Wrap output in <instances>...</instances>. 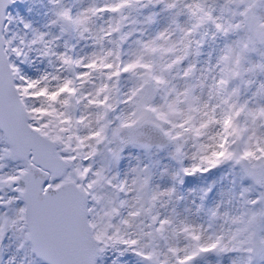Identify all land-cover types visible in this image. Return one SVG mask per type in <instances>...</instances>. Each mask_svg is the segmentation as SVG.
Listing matches in <instances>:
<instances>
[{
  "label": "snow or ice",
  "instance_id": "1",
  "mask_svg": "<svg viewBox=\"0 0 264 264\" xmlns=\"http://www.w3.org/2000/svg\"><path fill=\"white\" fill-rule=\"evenodd\" d=\"M0 264H264V0H0Z\"/></svg>",
  "mask_w": 264,
  "mask_h": 264
}]
</instances>
